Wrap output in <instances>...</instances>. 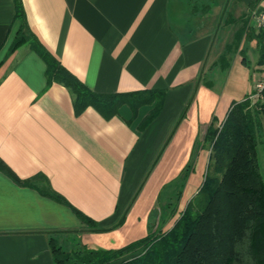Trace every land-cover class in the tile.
<instances>
[{
	"label": "crops",
	"instance_id": "obj_1",
	"mask_svg": "<svg viewBox=\"0 0 264 264\" xmlns=\"http://www.w3.org/2000/svg\"><path fill=\"white\" fill-rule=\"evenodd\" d=\"M21 1L88 89L164 93L108 116L76 111L28 42L8 52L20 21L0 0V264H55L51 239L111 252L159 220L168 229L203 180L207 131L264 78V31L249 16L264 0Z\"/></svg>",
	"mask_w": 264,
	"mask_h": 264
},
{
	"label": "trees",
	"instance_id": "obj_2",
	"mask_svg": "<svg viewBox=\"0 0 264 264\" xmlns=\"http://www.w3.org/2000/svg\"><path fill=\"white\" fill-rule=\"evenodd\" d=\"M14 5L20 24L8 52L28 42L45 60L47 80L69 89L76 111L93 105L108 116L122 102L136 110L163 95L158 89L118 94L88 89L37 40L24 20L22 1ZM254 100L247 95L234 102L220 126L207 131L203 180L168 229L159 227L111 252H67L51 239L55 264H264V178L256 147L264 142V86ZM0 169L9 170L1 158Z\"/></svg>",
	"mask_w": 264,
	"mask_h": 264
},
{
	"label": "built area",
	"instance_id": "obj_3",
	"mask_svg": "<svg viewBox=\"0 0 264 264\" xmlns=\"http://www.w3.org/2000/svg\"><path fill=\"white\" fill-rule=\"evenodd\" d=\"M250 20L251 22L257 26L259 29H262L264 31V11H259L257 8H253L250 11ZM264 86V78L262 80H259L256 83L255 89L252 93H250V97L252 99H257L258 97L261 96V89Z\"/></svg>",
	"mask_w": 264,
	"mask_h": 264
},
{
	"label": "rangeland",
	"instance_id": "obj_4",
	"mask_svg": "<svg viewBox=\"0 0 264 264\" xmlns=\"http://www.w3.org/2000/svg\"><path fill=\"white\" fill-rule=\"evenodd\" d=\"M254 101H256V100L253 99V102H254ZM256 147H257V157H258L257 160H258V163H259V167H260L261 173H262L263 178H264V142L260 143V144H259L258 146H256ZM173 208H174V207H173ZM180 210H181V209H179L178 213L176 212V214H175L173 217L169 216V217H171V219H170L169 222H171V223L173 224L175 218H177V216L180 214V212H181ZM156 213H157V212H155V214H156ZM171 215H173V214H171ZM160 219H161V218H160ZM163 224H164V220H163V219L157 221V224H156L154 230L157 229V228H159V227H161L162 230H165V229H163ZM152 231H153V230H152Z\"/></svg>",
	"mask_w": 264,
	"mask_h": 264
}]
</instances>
